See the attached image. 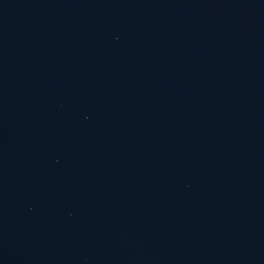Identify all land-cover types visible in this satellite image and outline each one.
I'll list each match as a JSON object with an SVG mask.
<instances>
[{"label": "water", "instance_id": "1", "mask_svg": "<svg viewBox=\"0 0 264 264\" xmlns=\"http://www.w3.org/2000/svg\"><path fill=\"white\" fill-rule=\"evenodd\" d=\"M0 264H264V0H0Z\"/></svg>", "mask_w": 264, "mask_h": 264}]
</instances>
